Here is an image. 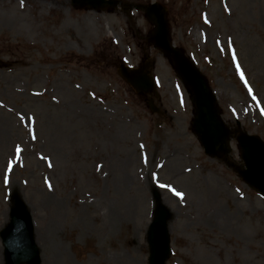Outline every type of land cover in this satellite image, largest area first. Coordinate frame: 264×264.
<instances>
[{"label": "rangeland", "instance_id": "rangeland-1", "mask_svg": "<svg viewBox=\"0 0 264 264\" xmlns=\"http://www.w3.org/2000/svg\"><path fill=\"white\" fill-rule=\"evenodd\" d=\"M122 1L164 4L228 130L264 141V0ZM70 3L0 0V231L17 195L44 238L40 264H149L157 193L170 210L164 264H264V199L236 174L234 139L226 158L203 153L144 14ZM143 63L159 113L117 74Z\"/></svg>", "mask_w": 264, "mask_h": 264}, {"label": "water", "instance_id": "water-1", "mask_svg": "<svg viewBox=\"0 0 264 264\" xmlns=\"http://www.w3.org/2000/svg\"><path fill=\"white\" fill-rule=\"evenodd\" d=\"M73 5L90 9H104L107 6H116L114 0H73ZM146 17L155 25L151 40L169 58L176 69L185 87L191 91V100L194 105L195 117L193 130L209 155L227 154L228 131L219 120V110L215 107V98L212 96L206 80L183 57L181 52L172 47L169 41L168 23L163 7L156 4L145 8ZM122 77L139 93H150L152 84L143 71L121 70ZM239 143L241 160L244 169L239 174L249 186L258 190L264 196V145L256 136L240 133L236 138ZM12 223L1 234L5 250V264H39L38 250L32 238L33 227L24 209L17 205ZM155 218L149 228L148 244H150L152 264H162L168 251L167 222L168 213L162 206H158Z\"/></svg>", "mask_w": 264, "mask_h": 264}, {"label": "bare ground", "instance_id": "bare-ground-1", "mask_svg": "<svg viewBox=\"0 0 264 264\" xmlns=\"http://www.w3.org/2000/svg\"><path fill=\"white\" fill-rule=\"evenodd\" d=\"M29 2H33L34 0H28ZM130 166V158L128 157L127 160H126V167H129ZM34 238H35V242H36V245L38 248H40V254L42 253L43 249L41 248V243L43 242L44 238H42V235L40 232L36 233V229H35V232H34ZM46 244V242H44V244L42 246H44ZM47 246V245H45ZM46 251L47 250H44V256H47L46 254ZM50 251H52L51 249L47 252V253H50ZM53 253V251H52ZM43 255V254H42Z\"/></svg>", "mask_w": 264, "mask_h": 264}, {"label": "snow or ice", "instance_id": "snow-or-ice-1", "mask_svg": "<svg viewBox=\"0 0 264 264\" xmlns=\"http://www.w3.org/2000/svg\"><path fill=\"white\" fill-rule=\"evenodd\" d=\"M233 62H235V57H233ZM237 72L239 73V66H237ZM241 79H243V76L241 75ZM163 187V186H162ZM170 191H173V194L176 195L178 198H183L181 193L175 192L172 189H169Z\"/></svg>", "mask_w": 264, "mask_h": 264}]
</instances>
